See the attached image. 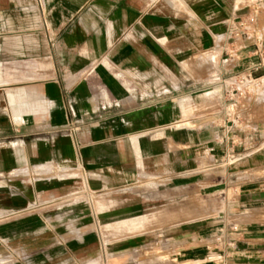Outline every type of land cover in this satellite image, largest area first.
I'll list each match as a JSON object with an SVG mask.
<instances>
[{
    "label": "crops",
    "instance_id": "1",
    "mask_svg": "<svg viewBox=\"0 0 264 264\" xmlns=\"http://www.w3.org/2000/svg\"><path fill=\"white\" fill-rule=\"evenodd\" d=\"M251 1L0 0V264H264V99L236 119L218 88L257 62L222 54ZM83 193L71 239L54 205ZM94 210L103 229L180 231L181 251L104 245Z\"/></svg>",
    "mask_w": 264,
    "mask_h": 264
},
{
    "label": "built area",
    "instance_id": "2",
    "mask_svg": "<svg viewBox=\"0 0 264 264\" xmlns=\"http://www.w3.org/2000/svg\"><path fill=\"white\" fill-rule=\"evenodd\" d=\"M248 49L257 62L240 71H226L218 79L224 111L236 119L254 101L264 99V0H252L246 13L229 20L222 48L224 66L230 67Z\"/></svg>",
    "mask_w": 264,
    "mask_h": 264
},
{
    "label": "rangeland",
    "instance_id": "3",
    "mask_svg": "<svg viewBox=\"0 0 264 264\" xmlns=\"http://www.w3.org/2000/svg\"><path fill=\"white\" fill-rule=\"evenodd\" d=\"M68 200H61L57 201L54 205V220L60 221L62 223V226L64 228H67L69 230V237L71 239H78L81 237H85L86 231L84 229V215L86 212V204L88 203L91 206L94 207L96 205L97 198H87L86 195L83 194H77L75 197ZM37 209V206L33 205L29 208L30 211H35ZM94 221L96 229L94 230L93 234L96 238H98L104 245L107 243L115 242L118 240H121L125 237H133L136 234L143 233L148 234L149 236L155 237L158 240L157 246L148 247L146 250L136 254L134 258L137 259V257H143V258H150L153 256L160 257L162 260H165V251L163 250L162 244L164 245L166 243V239L170 241V243L174 244V248L176 252L181 251V246H177L181 240V232L175 230L174 232H171V234L168 236L165 232H153V231H143L140 232L139 230H133L129 229L126 230L125 228H113L110 227L109 229H103L98 224V216L96 213V210H94ZM214 217L213 214H207L204 218L206 220H210ZM53 222V221H52ZM173 238V240H172ZM104 264H110L108 262V254L105 253L103 256ZM217 259L212 258L210 261H206L204 263H197V264H216ZM77 264H85L84 260H78Z\"/></svg>",
    "mask_w": 264,
    "mask_h": 264
}]
</instances>
